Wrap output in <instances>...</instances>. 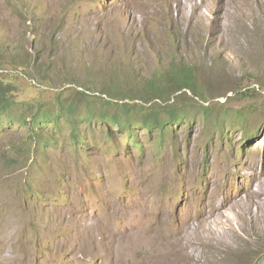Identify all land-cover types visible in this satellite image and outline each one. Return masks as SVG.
<instances>
[{
  "label": "rangeland",
  "instance_id": "obj_1",
  "mask_svg": "<svg viewBox=\"0 0 264 264\" xmlns=\"http://www.w3.org/2000/svg\"><path fill=\"white\" fill-rule=\"evenodd\" d=\"M1 46L44 52L10 69L43 108L110 82L130 95L172 59L208 104H163L194 118L162 148L142 127L79 122L85 149L64 127L10 166L33 131L0 127V264H264V0H0Z\"/></svg>",
  "mask_w": 264,
  "mask_h": 264
},
{
  "label": "trees",
  "instance_id": "obj_2",
  "mask_svg": "<svg viewBox=\"0 0 264 264\" xmlns=\"http://www.w3.org/2000/svg\"><path fill=\"white\" fill-rule=\"evenodd\" d=\"M43 54L44 52L39 48H34V56H32L30 53L22 54V51L15 46L0 47V70L6 71L0 72V127L10 128L8 123L18 122L19 127L33 131L31 146L21 147L15 152L17 156L19 155L16 163L9 155L2 156V160L7 166L19 165L24 162L34 144L37 148H47L50 141L54 142L55 137L62 133L64 127L71 129L73 133L71 138L76 145V151L85 149L86 147L83 145L85 139L79 135L77 130L79 122L106 123L132 137H134L135 128L142 127L148 133L151 132L152 135L159 136L157 144L162 148V136L165 138L166 132L174 129L172 128L174 124L178 125L184 118L187 122H191L194 118L186 116L183 110L177 113L172 108L173 106L166 108L163 104H169L173 96L174 100H180L182 95L187 92H191L195 97L201 98L203 102L208 104L203 89L198 84L195 70L183 62L172 59L167 66L155 71L144 84H141L139 90L133 89L134 92L130 95H117L115 84L110 82L108 85L104 84L101 90L103 97H100V92L98 95L90 97L89 94L93 91L88 88L86 91H76L75 97L67 103L61 100L60 93L57 96L55 107L43 108L38 102L23 98L24 89L19 88L22 78L19 73L10 71V69H22L24 71L31 67H39L40 64H43L41 63L43 62ZM44 83L52 84V79L46 77ZM72 84H75L72 80L66 82V85ZM78 87L89 86L80 85ZM104 96L110 100L105 99ZM84 101L90 103L86 111L83 110ZM95 101L100 102V105L94 104ZM191 102L204 109L208 108L193 99ZM20 107H27V110ZM113 108L115 111H112ZM162 110L167 112V114L165 113L167 118H162L164 115ZM4 119L7 122L1 123ZM46 134H49L50 141L45 138ZM110 134L111 130L105 134V137ZM135 143L136 147L140 148L141 143L138 138H135ZM35 151L33 150V152Z\"/></svg>",
  "mask_w": 264,
  "mask_h": 264
},
{
  "label": "bare ground",
  "instance_id": "obj_3",
  "mask_svg": "<svg viewBox=\"0 0 264 264\" xmlns=\"http://www.w3.org/2000/svg\"><path fill=\"white\" fill-rule=\"evenodd\" d=\"M203 1L206 2L207 0H203ZM260 176L262 177V179L259 177L256 180V183H259V182H263L264 181V171L261 172Z\"/></svg>",
  "mask_w": 264,
  "mask_h": 264
}]
</instances>
